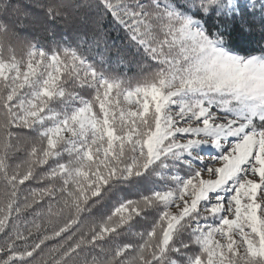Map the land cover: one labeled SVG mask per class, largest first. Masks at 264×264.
I'll use <instances>...</instances> for the list:
<instances>
[{"label":"snow or ice","instance_id":"1","mask_svg":"<svg viewBox=\"0 0 264 264\" xmlns=\"http://www.w3.org/2000/svg\"><path fill=\"white\" fill-rule=\"evenodd\" d=\"M85 9L75 46L42 42ZM113 31L144 59L131 82L82 53ZM169 159L187 179L91 215ZM0 264H264V0H0Z\"/></svg>","mask_w":264,"mask_h":264},{"label":"trees","instance_id":"2","mask_svg":"<svg viewBox=\"0 0 264 264\" xmlns=\"http://www.w3.org/2000/svg\"><path fill=\"white\" fill-rule=\"evenodd\" d=\"M93 13L89 10H82V19L75 23L73 27L67 31L61 26H57L54 36H46L42 32L39 33L42 42H60L65 45L75 46L78 42V37L81 34L87 35L91 31L90 18ZM39 32V27L35 29ZM112 36L118 37L116 44L121 45L119 48L113 46V50L104 52L102 48H93L89 50L87 45L82 48V53L88 63L95 65L98 72L101 74L115 75L122 79L138 78L143 73L140 71V66L144 64V59L139 50L130 44L125 43V38L122 32L113 31ZM255 54L259 55L257 51ZM146 71V70H145ZM34 135V133H27ZM182 159V158H181ZM159 162H157V165ZM166 167L160 168L156 165L150 167L141 176L131 177L127 180L113 181L104 191L101 196L96 198L101 201L96 208L92 210L91 215L103 219L118 206L121 202L127 200H140L150 196L156 192L169 191L175 187L172 180L173 176H177L180 180L188 178V172L185 170V165L178 160L165 161ZM33 185L32 181L27 182ZM110 189V190H109ZM106 193V194H105ZM161 209H148L142 212L139 216H134L128 224L123 225L119 230V235H116V243L123 244L130 241H135L137 234L150 231L153 225L158 221ZM115 235V234H114ZM188 239V235L184 229H178L174 234L172 245L179 248L180 244ZM187 253V249L183 250ZM181 260L185 257L181 256Z\"/></svg>","mask_w":264,"mask_h":264},{"label":"rangeland","instance_id":"3","mask_svg":"<svg viewBox=\"0 0 264 264\" xmlns=\"http://www.w3.org/2000/svg\"><path fill=\"white\" fill-rule=\"evenodd\" d=\"M208 153H202V155H207ZM183 159V158H182Z\"/></svg>","mask_w":264,"mask_h":264}]
</instances>
